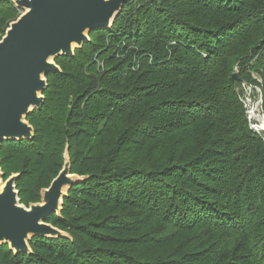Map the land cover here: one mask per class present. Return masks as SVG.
<instances>
[{"label":"trees","instance_id":"1","mask_svg":"<svg viewBox=\"0 0 264 264\" xmlns=\"http://www.w3.org/2000/svg\"><path fill=\"white\" fill-rule=\"evenodd\" d=\"M15 12L0 0V35ZM88 37L55 58L33 138L0 146L32 202L66 144L86 178L45 220L63 236L0 264H264V133L237 91L264 120V0H129Z\"/></svg>","mask_w":264,"mask_h":264},{"label":"water","instance_id":"2","mask_svg":"<svg viewBox=\"0 0 264 264\" xmlns=\"http://www.w3.org/2000/svg\"><path fill=\"white\" fill-rule=\"evenodd\" d=\"M129 0H14L24 12L12 22L0 40V146L3 141L31 140L34 132L26 117L44 102L46 76L60 72L54 60L73 56L89 42L90 31L109 29ZM238 81L236 74L232 81ZM256 130L264 132L262 128ZM65 163L41 201L28 208L19 205L15 181L4 183L0 170V245L14 254L30 253L33 237H61L63 233L45 222L59 215L66 192L80 181L70 174L67 150Z\"/></svg>","mask_w":264,"mask_h":264},{"label":"rangeland","instance_id":"3","mask_svg":"<svg viewBox=\"0 0 264 264\" xmlns=\"http://www.w3.org/2000/svg\"><path fill=\"white\" fill-rule=\"evenodd\" d=\"M10 2H11V4L13 5V7L15 8V10H16V16H15V19L13 20V21H10L8 24L10 25L12 22H14L18 17H20V15L24 12V10L23 9H20V8H18L17 6H16V4L14 3V0H9ZM9 25H8V27H9ZM8 27H7V29H8ZM6 29V30H7ZM6 30H5V32H6ZM3 34H1L0 35V37L2 36ZM4 35H5V33H4ZM3 35V36H4ZM2 36V37H3ZM2 39V38H1ZM0 39V40H1ZM90 42V41H89ZM88 43V42H87ZM83 47V46H82ZM81 47V48H82ZM80 48V49H81ZM75 52V51H74ZM55 62V61H54ZM234 74H236V76L238 75V73H237V71H235L234 72ZM254 78H256V76H254ZM258 81H259V79H257ZM46 81H47V79H46ZM244 86H246L245 84H244ZM244 86H241V88L240 87H238V89H237V91L239 92V91H242V97H240L241 98V104L244 106V108H245V110H246V112H247V116H248V119L251 121V123H255L256 125H258V123L259 122H261L262 123V113H261V95L259 94V91L257 90V89H251V88H249V87H245V88H243ZM43 95V94H42ZM26 122L29 124V122L26 120ZM30 125V124H29ZM31 126V125H30ZM258 133H261V131H258ZM66 150H67V144L64 146V150H63V154L61 155V157L63 158L62 159V166H61V168H63V165H64V163H65V152H66ZM67 156L69 157V155H68V151H67ZM0 170H1V173L3 174V177H2V181H3V183L8 179V178H10L11 176H18L19 175V173H11V174H9L8 176H6L5 177V172L2 170V168H1V164H0ZM60 171H61V169H60ZM70 173H71V171H70ZM58 175V174H57ZM72 175V174H71ZM74 175V174H73ZM78 178H80V181H82L83 179H85L86 177L85 176H77ZM18 178H19V176H18ZM56 178V177H55ZM52 179H54V178H52ZM52 179H51V181L49 182V184L45 187V188H42L41 190H40V198H39V200L38 201H35V202H32L31 200H29V199H27L25 196H24V193L23 192H21V189H19L18 187H17V181H15V190L17 191V198H18V200H19V205H21V206H23V207H26V208H28L29 206H31V205H34V204H37V203H39L40 201H41V195H42V192H43V190L44 189H46V188H48L49 187V185H50V183L52 182ZM68 191H69V189L67 190V192H66V195H67V193H68ZM28 203V204H27ZM61 209H62V207H61ZM59 215H60V212H59ZM3 245H7L8 246V249L10 250V248H9V245L8 244H3ZM0 246H2V245H0ZM10 251H12V250H10ZM12 253H14L13 251H12ZM15 255V254H14Z\"/></svg>","mask_w":264,"mask_h":264},{"label":"snow or ice","instance_id":"4","mask_svg":"<svg viewBox=\"0 0 264 264\" xmlns=\"http://www.w3.org/2000/svg\"><path fill=\"white\" fill-rule=\"evenodd\" d=\"M9 179H11V178H9ZM3 187H4V185L3 184H0V191L3 190Z\"/></svg>","mask_w":264,"mask_h":264},{"label":"bare ground","instance_id":"5","mask_svg":"<svg viewBox=\"0 0 264 264\" xmlns=\"http://www.w3.org/2000/svg\"><path fill=\"white\" fill-rule=\"evenodd\" d=\"M258 125H259V127H261V128H262L261 122H259V123H258Z\"/></svg>","mask_w":264,"mask_h":264}]
</instances>
